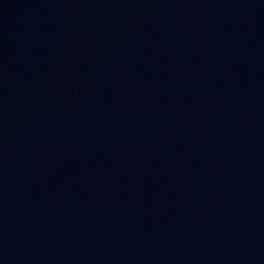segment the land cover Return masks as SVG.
Returning a JSON list of instances; mask_svg holds the SVG:
<instances>
[{
    "label": "water",
    "instance_id": "95a60500",
    "mask_svg": "<svg viewBox=\"0 0 264 264\" xmlns=\"http://www.w3.org/2000/svg\"><path fill=\"white\" fill-rule=\"evenodd\" d=\"M0 264H264V0H0Z\"/></svg>",
    "mask_w": 264,
    "mask_h": 264
}]
</instances>
